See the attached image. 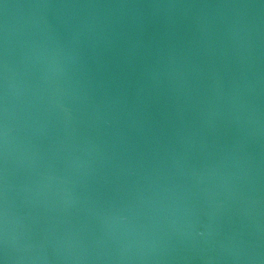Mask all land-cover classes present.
Returning a JSON list of instances; mask_svg holds the SVG:
<instances>
[{
	"label": "water",
	"instance_id": "1",
	"mask_svg": "<svg viewBox=\"0 0 264 264\" xmlns=\"http://www.w3.org/2000/svg\"><path fill=\"white\" fill-rule=\"evenodd\" d=\"M0 264H264V0H0Z\"/></svg>",
	"mask_w": 264,
	"mask_h": 264
}]
</instances>
